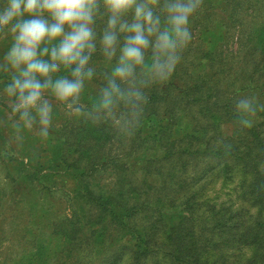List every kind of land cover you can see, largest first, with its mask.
<instances>
[{
  "label": "trees",
  "instance_id": "trees-1",
  "mask_svg": "<svg viewBox=\"0 0 264 264\" xmlns=\"http://www.w3.org/2000/svg\"><path fill=\"white\" fill-rule=\"evenodd\" d=\"M96 4L92 76L84 81L94 87L83 86V110L51 130L55 139L33 140L29 152L9 158L0 146V164L22 165L24 156L33 170L24 182L15 173L8 199V184L0 188V221L18 219L15 206H25L21 217L34 225L15 228L13 239L22 231L21 246L51 256L30 264H51L62 253L71 256L65 264H81L79 251L97 249L98 264H264V0H197L171 70L157 77L146 52L127 82L117 80L108 106L100 93L124 34L107 58L100 40L108 13L103 0ZM243 99L253 102L247 123L236 109ZM213 179L232 185L235 198L207 196ZM55 190L71 216L45 208Z\"/></svg>",
  "mask_w": 264,
  "mask_h": 264
},
{
  "label": "clouds",
  "instance_id": "clouds-1",
  "mask_svg": "<svg viewBox=\"0 0 264 264\" xmlns=\"http://www.w3.org/2000/svg\"><path fill=\"white\" fill-rule=\"evenodd\" d=\"M196 2L164 0L158 5L157 0H103L108 19L100 44L107 58L116 55L118 34H124L112 76L100 93L103 106L120 92L117 80L127 82L145 64L146 52H151V71L157 77L171 70L178 50L190 38L188 18ZM96 9V0H7L0 10V29L11 32L12 44L0 70L11 73L3 88L10 100V116L18 114L19 122L29 128L37 124L46 135L52 105L45 94L67 107L76 103L85 79L92 76L88 64L96 48L92 27ZM61 67L70 69L71 78H53ZM236 109L244 123L254 113L249 99L240 100Z\"/></svg>",
  "mask_w": 264,
  "mask_h": 264
},
{
  "label": "rangeland",
  "instance_id": "rangeland-1",
  "mask_svg": "<svg viewBox=\"0 0 264 264\" xmlns=\"http://www.w3.org/2000/svg\"><path fill=\"white\" fill-rule=\"evenodd\" d=\"M6 4H7V0H4V3L2 4V9ZM0 33H1L0 34V65H3L5 63L4 61L5 53L8 51V49L12 44V34L8 29H0ZM65 70H66L65 68L61 67V69L56 73V75L63 76ZM0 76H11V73L0 70ZM65 76L71 78L70 73H68ZM9 81L10 80H4V79L0 80V141L3 143V144L0 143V146L1 148H3V146L7 147L5 148L6 150L5 155L7 158L11 156L15 157V153H16L15 151H18L17 155H22L25 152L26 153L29 152V148H31L30 145L33 140L38 141V139H42V137H47L46 139H51V140L55 139L56 136L55 134H52L51 130L59 132V130L62 127V123L63 122L65 123L68 117H71V115L74 113L81 112L84 108L82 102L83 100L80 98V94L76 103L73 104L71 107H67L64 103L57 101L54 97L46 93L45 98L48 99L52 105V118L47 130V134L42 135L40 133L39 126L35 123H33L31 128L26 127L25 131L24 130L19 131V128H17L16 126L17 124L23 122H19L18 114L15 116H10L11 113V108L9 107L10 100L3 92L4 86ZM84 87L91 90L92 87H94V85L88 84V85H84ZM176 127H177V131L179 130V128L184 129L186 127V123L182 120L180 121L179 125ZM49 130H50V134L48 132ZM224 130L227 131L226 127H224ZM19 157H21L22 165L16 164V162L19 163L18 160L16 162L14 160L13 163L7 166L0 164V188L6 184H8L7 187H9L7 189L5 188V192L3 193L6 199H8V197L10 196L9 193L10 188L11 189L15 188V181L12 180V182L14 183L11 182L12 177H14L15 179V173L18 179L24 182L26 181L27 177L30 176V174L33 172V170L27 167V158H25L24 156L23 157L19 156ZM9 173H12L11 175L13 176L9 175ZM213 181L214 179L208 184V186L205 189V194L207 196L214 197L217 195L219 202L233 200L235 198V194L231 191L233 187L232 185H226L225 187L221 188L220 182L218 180H216L215 182ZM47 195H48L47 200H49L47 203L49 205L46 203L45 208H50L53 211H59L56 214L53 213V211H51L52 215L56 216L57 218H62L61 216H64V214H67V217L71 216L70 203L67 202L66 199L62 196V190L50 191L47 193ZM21 207H25V206L22 205V203L20 204V206L18 205L15 206V208H19V209ZM19 209L15 210L17 212L15 214L18 217V219H13L11 222H9L7 219L6 220L2 219V222L0 221V264H30L34 259L41 260L51 257V256L46 257L47 254H45V252L43 253V255L35 254L37 252V249L21 246L20 243L17 242L18 240L16 239H19L21 237V234L23 233L22 231L21 232L15 231V233L13 234H15L14 236L16 238L13 239L11 232L12 230L14 231L15 228H19L21 230V227L23 225L30 227V224L34 222V219L33 218L31 219L30 217L28 219H23L21 216L23 215L24 212H19ZM60 214L62 215L59 216ZM25 221H28V223H26ZM12 224H14V226H12ZM33 225L34 223L31 226ZM19 233L20 236H18ZM28 253L32 256L30 260H28L29 259ZM77 256L81 258V264H98L100 253L98 252V249L93 253H85V252L81 253L79 251ZM70 257H71L70 255L67 256L66 253H62L55 259L56 261L52 262L51 264H61V263L65 264L69 262Z\"/></svg>",
  "mask_w": 264,
  "mask_h": 264
}]
</instances>
